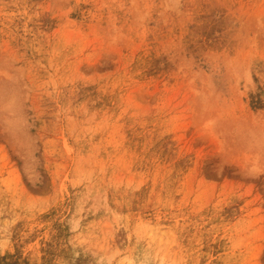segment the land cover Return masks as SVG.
<instances>
[{"label": "rangeland", "instance_id": "374dc122", "mask_svg": "<svg viewBox=\"0 0 264 264\" xmlns=\"http://www.w3.org/2000/svg\"><path fill=\"white\" fill-rule=\"evenodd\" d=\"M0 264H264V0H0Z\"/></svg>", "mask_w": 264, "mask_h": 264}]
</instances>
